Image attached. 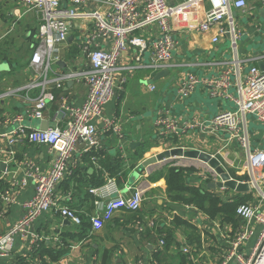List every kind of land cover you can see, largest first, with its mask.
<instances>
[{
	"label": "crops",
	"instance_id": "obj_1",
	"mask_svg": "<svg viewBox=\"0 0 264 264\" xmlns=\"http://www.w3.org/2000/svg\"><path fill=\"white\" fill-rule=\"evenodd\" d=\"M248 5L245 12L233 16L242 31L237 54L241 59L253 60L264 55V8L261 0H248ZM202 7L200 11L189 8L170 22L176 29L177 47L168 76L155 80L157 73L148 69L150 50L141 54L138 48L129 46L118 58L120 69L115 80L121 88L94 120L100 147L92 149L78 142L55 189L60 204L77 211L81 223L74 224L59 212L43 213L27 228L25 236L14 237L10 255L0 258V264H223L230 242L244 229L251 237L239 252L250 256L262 226L244 221L236 210L240 205H249L264 213V198L251 182L241 144L237 140L228 142L225 133L212 135L200 129L165 137L157 126L160 117L185 125L194 120L208 121L234 108L231 102L212 97L205 85L206 80L218 77L223 70L212 64L230 61L233 55L227 37L213 44L217 27L207 32L197 29L208 4ZM97 9L96 5H88L80 11ZM39 24V15L26 10L19 0H0V120L30 113L44 89L53 99L43 111V120L26 115L22 125L28 130H40L42 124L48 129H62L70 122L66 108L83 106L88 91L76 80H58L71 71L88 68L84 47L96 34V28L85 18L73 21L66 43L55 47L57 60L51 62L45 74L43 69L36 71L31 66L39 42ZM158 36L157 25L130 35L145 40L148 47ZM110 43L108 37L96 36L90 49H108ZM252 65L264 69V59L246 63L243 75ZM129 66L139 68L128 71ZM189 74H194L199 83L188 98H181L179 85ZM123 80L126 82L121 86ZM151 85L155 91L150 90ZM16 126L10 125L4 131ZM241 126L247 130L250 150L264 151V124L247 116ZM173 148L198 150L216 157L233 180L250 182V189L238 193L227 187H210L221 179L211 167L195 159L176 158L147 169L141 167L147 159ZM52 162L53 154L46 146L25 138L10 145L8 139L0 138V164H5L0 166V235L27 214L25 203L35 195V182L26 179V174L31 168L47 173ZM173 171L180 174L185 189L208 196L217 206L211 207L210 202L200 201L196 193L189 191L171 193L169 180ZM253 182L264 183V168L255 172ZM135 191L142 195L139 210L122 209L104 222L101 230H93L91 216L100 215L109 200L130 198ZM8 194L14 203L4 199ZM33 236L41 240L33 244Z\"/></svg>",
	"mask_w": 264,
	"mask_h": 264
},
{
	"label": "built area",
	"instance_id": "obj_2",
	"mask_svg": "<svg viewBox=\"0 0 264 264\" xmlns=\"http://www.w3.org/2000/svg\"><path fill=\"white\" fill-rule=\"evenodd\" d=\"M19 2L26 10L36 12L40 19L39 42L31 60V66L36 71L43 69L45 74L48 73L51 62L57 60L55 47L66 43L69 27L73 21L80 18L92 21L96 34L87 40L84 47V53L89 60L88 68L71 71L58 80H76L83 83L88 91L83 106L66 108L70 122L65 128L28 130L22 125L26 115L36 120H43V111L48 102L53 99L44 89L37 100L35 109L30 113L0 120V138L8 139L10 145L17 144L20 138H25L30 143L46 146L53 154V162L47 173H41L38 168H31L26 174V179L31 178L35 182V195L25 203L27 208L25 217L15 223L5 234L0 235V258L10 255L14 237L17 234L25 236L27 228L43 213L59 212L63 218L72 223H81L77 211L60 204L55 197V189L64 177L67 162L76 151L78 142H84L92 149L100 147L94 120L101 116L103 109L111 102L115 91L121 88L115 80V75L120 69L117 66L118 58L129 46H133L138 48L141 54L145 50L151 51L148 69L153 74L170 70L174 67L173 53L177 47L174 37L176 29L170 22L189 8L200 11L203 9V4L207 3L208 8L204 10L202 21L197 29L200 32H207L217 27L218 33L212 39L213 44H218L223 37H227L231 42L233 59L213 63L212 65L222 66L223 70L218 77L206 80L205 85L209 88L212 97L227 100L234 105V108L221 112L208 121L194 120L185 125L173 119L160 117L157 120L160 135L181 136L198 129L212 135L225 133L228 136V142L237 140L245 150L249 174L253 180H255V172L264 168V151L250 150L247 130L241 126L247 116H252L264 124V70L252 65L246 75L242 73L246 63L262 60L264 55L248 60L239 58L237 54V42L241 38L242 31L233 13L245 12L249 7L248 0H19ZM63 2L67 3L66 7L62 6ZM261 4L264 5V0H261ZM88 5H96L98 9L80 11ZM151 25L158 26L159 36L150 43L149 47L145 40L130 37L134 32ZM96 36L111 39L110 47L91 50L90 46ZM138 68L139 66L126 67L128 71ZM125 82V80L121 81V86ZM198 83L196 76L189 74L179 85L178 95L181 98H188ZM155 89L154 85L150 86L151 91ZM13 124L17 126L4 131ZM26 179L22 180L23 184L26 183ZM253 180L251 182L254 188L264 198V183H255ZM4 199L7 202H15L9 194L5 195ZM141 203L142 195L139 191H135L132 197L127 199L119 197L109 200L102 208L100 215L90 217L93 230H101L104 222L110 221L113 215L122 209L139 210ZM236 213L246 222L254 221L260 224L262 231L257 238L255 248L248 257L241 254L239 249L243 248L250 239L251 233L247 229L238 231L230 242L223 264L231 261L237 264H264V213L249 205H240ZM40 240L38 236H33L32 242L36 244ZM184 252L188 253L187 250Z\"/></svg>",
	"mask_w": 264,
	"mask_h": 264
},
{
	"label": "water",
	"instance_id": "obj_3",
	"mask_svg": "<svg viewBox=\"0 0 264 264\" xmlns=\"http://www.w3.org/2000/svg\"><path fill=\"white\" fill-rule=\"evenodd\" d=\"M235 14V12L233 13ZM262 18L264 19V13L262 15ZM261 70H264L263 68H261ZM170 73L169 70H163L160 71L156 74L155 76V80H157L158 78H163L165 76H168ZM56 128V127H53ZM48 127L45 126V124H42V127L40 130H47ZM176 158H185V159H195V160H199L200 162L208 165L209 167H211L215 174L221 179V182L216 185V184H212V186L215 188L216 186H218L219 188H231L233 191H236L238 193L244 192V191H248L250 189V185L248 183H239L235 180H233L230 175L225 171V169L223 168L221 162L214 156L205 153V152H201L198 150H185L184 148H173L167 151H164L152 158L147 159L146 161L143 162V164L141 165L142 168H149L152 165H156L159 162H164V161H172V159H176ZM1 168L5 167L4 163L0 164Z\"/></svg>",
	"mask_w": 264,
	"mask_h": 264
},
{
	"label": "trees",
	"instance_id": "obj_4",
	"mask_svg": "<svg viewBox=\"0 0 264 264\" xmlns=\"http://www.w3.org/2000/svg\"><path fill=\"white\" fill-rule=\"evenodd\" d=\"M169 186H170V192L173 194L175 193H181L183 191L187 192L189 191L192 195H195L194 193H196L199 198H200V201L202 202H210L209 200V197L208 196H205V195H201V194H198L199 192H196L194 190H187L185 189L183 186H182V181H181V177H180V174H178L177 172L173 171L172 172V176H171V180H169ZM211 207L215 208L217 206V202L212 200L210 203ZM203 204H201L202 206ZM233 208V206L231 207Z\"/></svg>",
	"mask_w": 264,
	"mask_h": 264
},
{
	"label": "rangeland",
	"instance_id": "obj_5",
	"mask_svg": "<svg viewBox=\"0 0 264 264\" xmlns=\"http://www.w3.org/2000/svg\"><path fill=\"white\" fill-rule=\"evenodd\" d=\"M263 6V8H264V5H262ZM245 23H246V20H245ZM15 29H16V26H15ZM241 39V38H240ZM242 40V39H241ZM239 42H237V45L239 44V45H241L242 44V41H240V40H238ZM230 47L232 48V46H231V44H230ZM248 69H249V67H248ZM248 69H247V71H248ZM246 71V72H247ZM233 91V90H232ZM249 117H251V116H249Z\"/></svg>",
	"mask_w": 264,
	"mask_h": 264
}]
</instances>
